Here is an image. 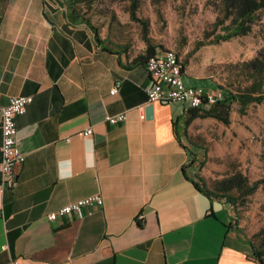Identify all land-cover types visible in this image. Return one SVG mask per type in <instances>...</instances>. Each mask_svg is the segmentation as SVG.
<instances>
[{
	"label": "crops",
	"instance_id": "0c3cea01",
	"mask_svg": "<svg viewBox=\"0 0 264 264\" xmlns=\"http://www.w3.org/2000/svg\"><path fill=\"white\" fill-rule=\"evenodd\" d=\"M106 43L72 0H0V110L32 96L16 117L25 160L2 196L0 264H261L189 179L187 106L148 103L139 53ZM93 194L102 204L82 217L47 219Z\"/></svg>",
	"mask_w": 264,
	"mask_h": 264
},
{
	"label": "rangeland",
	"instance_id": "374dc122",
	"mask_svg": "<svg viewBox=\"0 0 264 264\" xmlns=\"http://www.w3.org/2000/svg\"><path fill=\"white\" fill-rule=\"evenodd\" d=\"M77 10L98 29L100 39L137 54L146 46L142 38V25H146L150 43L158 50L174 51L184 64L186 86L220 90L222 95L219 87L233 90L242 82L232 66L264 48V10L255 14L246 34L214 42L224 32L216 24L223 15L220 0H140L136 16L143 23L131 19L130 0L82 1ZM182 103L186 110L215 104L193 107ZM187 116L180 120L179 130L194 152L195 162L188 164L192 176L201 178L211 190L236 172L246 176L248 184L259 182L251 194H244L245 189L234 193L238 197L235 207L227 208L244 245L252 242L264 256V100L248 105L244 113L234 102L228 124L197 117L185 128Z\"/></svg>",
	"mask_w": 264,
	"mask_h": 264
},
{
	"label": "trees",
	"instance_id": "16d2710c",
	"mask_svg": "<svg viewBox=\"0 0 264 264\" xmlns=\"http://www.w3.org/2000/svg\"><path fill=\"white\" fill-rule=\"evenodd\" d=\"M82 1L92 2L93 0H72L74 13L79 17H81V15L77 10V4L78 2ZM139 2L140 0H130L129 13L131 19L139 20L143 23V21L136 16V10L138 8ZM220 2L222 5L223 15L222 18L217 20L216 24L221 25V28L224 32L223 34L218 35L214 42L219 40H228L231 37L246 34L251 28L255 14L260 10H264V0H220ZM84 19L83 20L87 21L89 26H91L90 20L86 18ZM228 19V24H224V22ZM92 28L97 40L101 41L102 43L107 42L109 45H111V47H120L115 46L109 40L104 41L100 39L98 29L95 27ZM146 32L147 27L143 24L142 38L146 46L143 53L137 56V59L142 60V62H145L149 56L155 54L157 51H162L161 49L158 50L155 45L150 43ZM182 66L184 68V64H182ZM232 67L236 71L237 76L241 78L242 82L236 85L235 89L233 90L222 89L219 87V89H221L223 92V98L209 108H188L186 110L188 116L185 120V128L188 127L191 121L197 117H211L228 124L230 121L229 114L231 106L234 102L239 104V111L244 113V110L248 105L252 103H260L264 100V48L260 49L253 58L242 61ZM188 155L189 160L186 168H188L189 163L195 162L194 152H192L191 149H189ZM189 179L198 191L202 192L211 199V207L212 200H218L226 207L234 208L238 200V197L234 195V193L241 192L243 189H245L244 194H251L257 189L259 185L258 181L248 184L246 176L240 172H236L230 176H227L221 182H219L213 190L206 187L201 178L198 176H193V178ZM247 245L250 248L252 256L256 258L261 264H264V256L262 252L257 249L252 242L248 243Z\"/></svg>",
	"mask_w": 264,
	"mask_h": 264
},
{
	"label": "built area",
	"instance_id": "2783aa9c",
	"mask_svg": "<svg viewBox=\"0 0 264 264\" xmlns=\"http://www.w3.org/2000/svg\"><path fill=\"white\" fill-rule=\"evenodd\" d=\"M144 67L153 78V81L146 89L148 103L176 101L198 107L216 103L223 96L220 90H204L198 86H186L183 79V66L179 57L172 50L157 51L145 60ZM118 89L119 83L114 84L110 93L116 94ZM31 100L32 96L15 95L10 97L8 103L0 110V215L3 208V192L14 187L17 181L15 168L25 160V154L16 145V117L25 111ZM125 118L126 113L121 112L107 115L105 120L114 124L125 120ZM91 132V128H86L81 133L87 136ZM102 201V197L99 194L80 198L49 213L47 219L53 221L59 217L68 216L73 212L82 217V208L99 206ZM141 218L142 215H139L138 219ZM7 264H17V262L10 260Z\"/></svg>",
	"mask_w": 264,
	"mask_h": 264
},
{
	"label": "water",
	"instance_id": "95a60500",
	"mask_svg": "<svg viewBox=\"0 0 264 264\" xmlns=\"http://www.w3.org/2000/svg\"><path fill=\"white\" fill-rule=\"evenodd\" d=\"M151 110H152V106L151 105L146 108V114H147L148 117L151 115ZM221 208H222L221 202L218 201V200H214L213 203H212V210L213 211H217V210H219Z\"/></svg>",
	"mask_w": 264,
	"mask_h": 264
}]
</instances>
